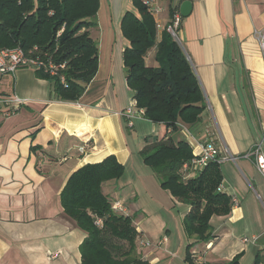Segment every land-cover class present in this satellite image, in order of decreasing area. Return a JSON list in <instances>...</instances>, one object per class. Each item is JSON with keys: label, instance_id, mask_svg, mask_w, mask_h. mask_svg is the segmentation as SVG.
<instances>
[{"label": "crops", "instance_id": "crops-1", "mask_svg": "<svg viewBox=\"0 0 264 264\" xmlns=\"http://www.w3.org/2000/svg\"><path fill=\"white\" fill-rule=\"evenodd\" d=\"M184 1L192 10L181 19L177 37L206 104L202 123L186 129L196 141H212L224 159L220 191L237 200L229 215L210 219L208 241L188 237L183 221L190 207L161 188L143 163L144 145L131 146L128 137L132 143L134 137L121 115L132 106L122 61L129 42L120 24L125 13L137 12L132 0H99L91 31L98 69L77 103L50 102L48 82L28 68L0 76V95L24 100L15 114L0 113V264H80L86 234L65 216L60 194L73 172L110 156L124 174L102 191L126 208L145 264H188V246L195 264H225L235 257L238 264H264V178L248 155L264 138V58L255 37L264 27V4L159 2V35L169 22L168 8ZM154 54V49L148 52L149 66H155ZM158 126L165 134L166 127ZM133 196L134 203L124 202Z\"/></svg>", "mask_w": 264, "mask_h": 264}, {"label": "trees", "instance_id": "trees-1", "mask_svg": "<svg viewBox=\"0 0 264 264\" xmlns=\"http://www.w3.org/2000/svg\"><path fill=\"white\" fill-rule=\"evenodd\" d=\"M132 5L137 15L125 13L120 24L129 42L122 55L126 85L143 118L166 127L162 138L145 140L140 155L161 188L190 207L183 221L186 235L206 242L210 219L228 216L232 204L220 191L219 165L193 171L195 156L181 136L182 127L192 130L202 123L204 94L181 44L166 29L158 34L143 0H132ZM98 9L99 0H0V49L19 48L26 57L51 64L52 71L33 70L48 82L49 101L77 103L98 69V44L91 37ZM152 49L155 66L146 62ZM123 174L124 167L110 156L73 172L60 194L65 216L86 234L79 246L80 264H145L137 253L131 218L113 213V201L102 191ZM195 260L188 246L185 261ZM225 264H238V257Z\"/></svg>", "mask_w": 264, "mask_h": 264}, {"label": "built area", "instance_id": "built-area-1", "mask_svg": "<svg viewBox=\"0 0 264 264\" xmlns=\"http://www.w3.org/2000/svg\"><path fill=\"white\" fill-rule=\"evenodd\" d=\"M171 0H143V5L147 10L154 16L156 21V28H161V23L157 21V16L161 13L162 9L159 6V2H170ZM234 1H245V0H234ZM264 4V0H257ZM170 10H173V13L170 14ZM169 22L166 26V31L171 35V37L178 41L177 32L181 26V15L179 13V6L169 7ZM255 37L258 41L260 51L264 58V27L255 33ZM22 68H31L34 69H48L52 71V65L48 66L43 65L38 59H31L26 57L23 51L19 48L14 49H0V76L3 75H14L15 72ZM62 68V67H61ZM51 75H54L51 72ZM63 82V78H61ZM24 104V100L18 98L16 95L13 96H1L0 95V113L4 117L11 116L15 114L20 106ZM127 120V127L131 128L133 120L143 118V112L137 110L134 107V102L132 101V106L125 110L121 114ZM182 134L184 135L185 141L189 144L192 149V152L195 158L192 160L191 169L196 172H200L205 167L211 163L220 164L223 162L218 150L214 146L212 141H203L199 142L194 139L191 133L185 127H182ZM84 148L80 149V152H83ZM249 156H253L255 160V166L257 171L264 178V138L259 140L250 150ZM188 167L184 166V170H187ZM231 204H236L237 200L235 198L230 199ZM111 211L118 215L128 216L126 208L119 202L114 201L111 205ZM100 221L96 222V225H99Z\"/></svg>", "mask_w": 264, "mask_h": 264}, {"label": "rangeland", "instance_id": "rangeland-1", "mask_svg": "<svg viewBox=\"0 0 264 264\" xmlns=\"http://www.w3.org/2000/svg\"><path fill=\"white\" fill-rule=\"evenodd\" d=\"M28 69L32 70L31 68ZM133 122L136 126L134 130L133 129L130 130V128H125L128 136H131L133 134L134 137L133 143L130 137H128V141L130 142L132 147L135 145V142H139L140 146H143L145 144L146 139L154 141L156 139L162 138L164 135V128L163 126H158L159 124L158 125L154 124V126H152L148 122H139L138 120H134ZM134 197L135 196H133L130 203L127 199L124 202L126 204L128 203V205H131L132 203L135 202Z\"/></svg>", "mask_w": 264, "mask_h": 264}, {"label": "water", "instance_id": "water-1", "mask_svg": "<svg viewBox=\"0 0 264 264\" xmlns=\"http://www.w3.org/2000/svg\"><path fill=\"white\" fill-rule=\"evenodd\" d=\"M192 10V3L190 1H184L179 7V13L182 18L188 17Z\"/></svg>", "mask_w": 264, "mask_h": 264}]
</instances>
